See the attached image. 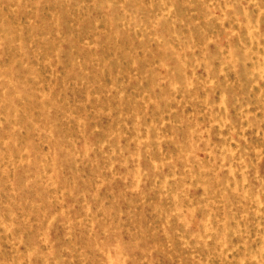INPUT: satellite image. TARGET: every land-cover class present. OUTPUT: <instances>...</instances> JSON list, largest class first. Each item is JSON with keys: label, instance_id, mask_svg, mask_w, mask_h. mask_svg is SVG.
<instances>
[{"label": "rangeland", "instance_id": "374dc122", "mask_svg": "<svg viewBox=\"0 0 264 264\" xmlns=\"http://www.w3.org/2000/svg\"><path fill=\"white\" fill-rule=\"evenodd\" d=\"M0 264H264V0H0Z\"/></svg>", "mask_w": 264, "mask_h": 264}]
</instances>
